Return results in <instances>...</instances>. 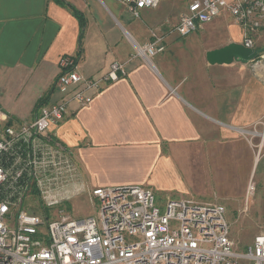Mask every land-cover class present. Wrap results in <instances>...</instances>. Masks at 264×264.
I'll return each instance as SVG.
<instances>
[{"label": "crops", "instance_id": "crops-1", "mask_svg": "<svg viewBox=\"0 0 264 264\" xmlns=\"http://www.w3.org/2000/svg\"><path fill=\"white\" fill-rule=\"evenodd\" d=\"M66 1L84 15L83 32L73 9L57 0H0V108L14 120H27L44 95L42 105L68 96L71 90L56 86L66 54L79 58L86 77H99L118 61L125 73L90 91L89 106L72 102L54 127L73 150L77 184H141L155 194L167 192L165 201L218 202L227 210L240 202L257 204L256 186L249 193L248 185L262 164L264 186L263 67L206 58L209 49L242 42L241 26L216 39L207 37L216 27L207 23L199 35L171 33L165 50L147 59L138 46L152 39L153 29L174 27L193 0L173 7H162L161 0L139 18L118 0ZM181 172L198 186L191 181L164 190V176L175 173L182 183Z\"/></svg>", "mask_w": 264, "mask_h": 264}, {"label": "built area", "instance_id": "built-area-1", "mask_svg": "<svg viewBox=\"0 0 264 264\" xmlns=\"http://www.w3.org/2000/svg\"><path fill=\"white\" fill-rule=\"evenodd\" d=\"M118 1L138 18L161 0ZM226 13L241 26L242 43L256 46L264 32V0H193L174 27L153 29L138 54L151 59L165 50L167 35H188ZM249 63L260 66L258 58ZM60 67L56 86L71 90L68 96L41 105L27 120H14L0 108V264H264V231L241 250L226 206L218 202L169 197L162 209L151 188L126 184L88 189L92 200L99 201L98 216L77 217L58 208L57 216L50 217L27 208L31 196L43 207L70 199L77 165L54 127L72 102L89 106L90 91L125 73L123 63L115 61L107 73L86 77L79 58L71 54L60 59ZM254 189L250 183L248 192Z\"/></svg>", "mask_w": 264, "mask_h": 264}, {"label": "rangeland", "instance_id": "rangeland-1", "mask_svg": "<svg viewBox=\"0 0 264 264\" xmlns=\"http://www.w3.org/2000/svg\"><path fill=\"white\" fill-rule=\"evenodd\" d=\"M188 0H163L162 7H173L178 5L184 6L187 4ZM161 3V1H160ZM139 18V17H138ZM208 25H215V29H212L210 31H207V37L216 39L220 37L225 36L226 31H232L234 28H238V24L235 22L234 17L227 13L223 16L219 15L216 18L206 22ZM205 23V24H206ZM204 24V25H205ZM203 25V26H204ZM203 28V27H202ZM201 28V29H202ZM199 35V32L196 30L195 32ZM256 45L264 46V32H262L261 35L257 36L256 38ZM264 54V53H263ZM258 60L260 62L261 67H263L264 71V56L258 57ZM253 63V62H252ZM240 66V64H235ZM249 66V65H248ZM250 67V66H249ZM259 159L257 160V162ZM262 164H260L259 169L256 171L254 168L252 171V177L251 181H254V186H256V199L258 200V203L255 204L253 201L251 203H247L249 205L245 206L244 202H240L237 206L236 204L231 205L229 209L227 210V218L229 222L231 223V232L232 237L235 239V241L238 242L240 248L242 250H245L248 245H250L253 242L254 236L264 231V197H261L264 193V186L260 184L262 174L260 172ZM181 179L183 180L182 183L178 181V176L175 173H169L166 174L163 178V180L166 182V188L164 190H171V188H180L184 185L188 186L189 184L193 183L198 186V182L196 179H193L191 174L187 176L185 173L181 172V175H179ZM72 194L68 201H65L61 204H56L49 207H43V203H38L33 201L32 196L27 199L26 206L30 210H33L38 213L45 212L46 215L50 217H56L57 216V209L58 208H65L68 212L72 213L73 216L77 217H84L89 215H96L98 216V210H99V201L98 199L92 200V197L89 194L88 189L81 188L79 184H75L71 186ZM173 192L174 194H177V191ZM166 193L164 191H156V202L160 205V207L163 209V203L166 199ZM176 196V195H174ZM222 201V200H221ZM236 209H234V207ZM240 264H252L248 260H242Z\"/></svg>", "mask_w": 264, "mask_h": 264}, {"label": "water", "instance_id": "water-1", "mask_svg": "<svg viewBox=\"0 0 264 264\" xmlns=\"http://www.w3.org/2000/svg\"><path fill=\"white\" fill-rule=\"evenodd\" d=\"M264 53V47H249L242 42L231 41L207 50L206 58L211 64H230L234 61L249 63Z\"/></svg>", "mask_w": 264, "mask_h": 264}, {"label": "trees", "instance_id": "trees-1", "mask_svg": "<svg viewBox=\"0 0 264 264\" xmlns=\"http://www.w3.org/2000/svg\"><path fill=\"white\" fill-rule=\"evenodd\" d=\"M59 3H62V4H65L67 6H70L73 11L75 12V14L77 15V17L79 18V21L81 23V26H82V32L85 28V25H86V19L84 17V15L78 10L76 9L74 6H72L69 2H67L66 0H57ZM79 50H81V42H79ZM48 94L44 95L43 97H41L38 102L36 103V109L39 108L45 101V99L47 98Z\"/></svg>", "mask_w": 264, "mask_h": 264}]
</instances>
